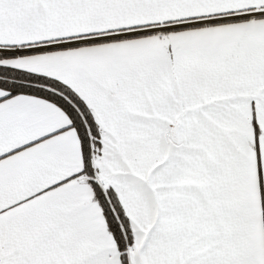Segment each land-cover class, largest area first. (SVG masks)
<instances>
[{"label":"snow or ice","instance_id":"1","mask_svg":"<svg viewBox=\"0 0 264 264\" xmlns=\"http://www.w3.org/2000/svg\"><path fill=\"white\" fill-rule=\"evenodd\" d=\"M0 264H264V0H0Z\"/></svg>","mask_w":264,"mask_h":264}]
</instances>
